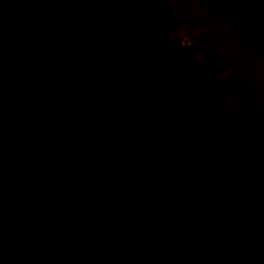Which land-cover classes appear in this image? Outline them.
Wrapping results in <instances>:
<instances>
[{"label": "water", "instance_id": "water-1", "mask_svg": "<svg viewBox=\"0 0 264 264\" xmlns=\"http://www.w3.org/2000/svg\"><path fill=\"white\" fill-rule=\"evenodd\" d=\"M0 264H264V53L205 0H0Z\"/></svg>", "mask_w": 264, "mask_h": 264}, {"label": "trees", "instance_id": "trees-1", "mask_svg": "<svg viewBox=\"0 0 264 264\" xmlns=\"http://www.w3.org/2000/svg\"><path fill=\"white\" fill-rule=\"evenodd\" d=\"M228 16L252 45L264 53V0H205Z\"/></svg>", "mask_w": 264, "mask_h": 264}, {"label": "clouds", "instance_id": "clouds-1", "mask_svg": "<svg viewBox=\"0 0 264 264\" xmlns=\"http://www.w3.org/2000/svg\"><path fill=\"white\" fill-rule=\"evenodd\" d=\"M181 36V39H180V44L182 47H190L191 46V40L188 39L187 37H184L183 34H179Z\"/></svg>", "mask_w": 264, "mask_h": 264}]
</instances>
